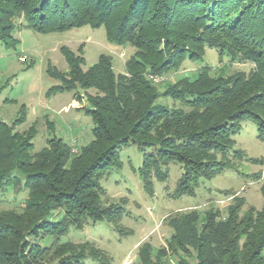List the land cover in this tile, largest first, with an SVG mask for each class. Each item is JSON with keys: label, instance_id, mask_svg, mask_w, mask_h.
Returning <instances> with one entry per match:
<instances>
[{"label": "trees", "instance_id": "16d2710c", "mask_svg": "<svg viewBox=\"0 0 264 264\" xmlns=\"http://www.w3.org/2000/svg\"><path fill=\"white\" fill-rule=\"evenodd\" d=\"M19 19L39 34L103 28L110 44L131 46L134 54L124 73L114 71L107 55L84 70L83 57L63 46L67 73L47 66V75L59 84L46 98L73 92L80 102L78 90L95 92L78 108L93 128L92 140L76 153L51 138L33 154L35 123L15 131L26 118L24 105L11 123L0 119V188L17 185L19 174L27 191L20 211H0V264H83L85 259L111 264L94 243L60 239L72 228L102 221L131 233L120 226L122 207L99 182L108 167H121L119 151L133 145L142 152L136 171L149 196L153 180L165 182L168 166L179 164L182 173L173 191L179 199L194 197L200 182L223 170L237 171L245 153L233 150L234 137L243 122L264 132V0H0V42L7 49L18 44L13 31ZM206 49L254 67L248 74L223 69L211 74L202 67L174 83L148 78L165 76L185 60L200 61ZM259 190L260 210L243 212L244 198L233 197L224 211L168 215L165 245L142 243L139 264H264V178ZM45 238L53 239L52 245L42 247Z\"/></svg>", "mask_w": 264, "mask_h": 264}, {"label": "rangeland", "instance_id": "374dc122", "mask_svg": "<svg viewBox=\"0 0 264 264\" xmlns=\"http://www.w3.org/2000/svg\"><path fill=\"white\" fill-rule=\"evenodd\" d=\"M14 25L13 35L18 40L16 47L7 49L0 42V119L11 123L24 105L26 118L18 123L15 131L24 132L35 123L37 134L32 141L33 154L45 148L47 140L51 138L61 139L77 152L92 140L93 128L91 118L78 108L86 106L85 95H94L95 92L78 90L80 102L75 101L77 111L72 109L66 113L59 112L61 107L70 104V93H58L46 98L48 89L59 84L47 75V66L61 74L67 73V65L59 51L64 46L75 55L83 57L84 70L95 64L100 55H107L114 71L124 73L125 63L134 54V49L131 46L110 44L103 28L91 29L85 26L64 33L39 34L25 29L23 19L16 20ZM22 56L26 57L23 62L19 61ZM202 67L210 70L211 74L221 69L227 74L237 71L248 74L254 66L250 62L231 61L227 56L220 57L214 49H206L202 60H185L177 70L159 77H163V81L174 83L179 78L193 77ZM158 86L160 88L161 85ZM159 103L163 101L160 100ZM47 122L51 123L50 127H47ZM234 141L233 150L245 153V158L236 162L237 171L223 170L213 179L200 182L195 188L194 197L184 196L179 199L173 197L174 188L182 173L179 164L172 163L168 166L169 176L165 182L153 180V195L149 196L136 171L142 162V152L133 145L122 149L117 153L121 167H108L101 174L99 182L110 201L122 207L120 226L131 233L121 234L112 224L102 221L82 230L72 228L60 242H91L107 254L111 264H139L137 252L141 243L149 242L154 248L165 245L171 229L163 218L174 212L192 209L205 211L210 208L224 211L236 197L245 200L243 212L248 207L260 210L263 203L259 190L262 180H257L254 176L264 175V132H259L253 122L245 121ZM246 158L258 162L252 163ZM14 177L19 181L17 185L11 184L5 190L0 188V211H20L21 202L26 198L24 177L19 174ZM52 243L51 238L40 241L42 247H48ZM83 264L98 263L85 259Z\"/></svg>", "mask_w": 264, "mask_h": 264}, {"label": "crops", "instance_id": "0c3cea01", "mask_svg": "<svg viewBox=\"0 0 264 264\" xmlns=\"http://www.w3.org/2000/svg\"><path fill=\"white\" fill-rule=\"evenodd\" d=\"M53 80V79H52ZM55 81V80H54ZM67 93H70V104L69 105H66V106H63V107H61L60 109H59V112H62V113H66L68 110H75V111H77L76 110V108H78V107H76L75 105H76V102H75V100L73 99V92H67ZM25 111H26V107H25ZM79 112V111H78ZM44 118L46 117V116H43ZM4 121V120H3ZM5 122V121H4ZM48 123V125L49 126H47V127H50L51 126V123L50 122H47ZM19 124H17V126H18ZM16 126V127H17ZM262 178L260 179V180H262L263 181V178H264V175H262L261 176ZM262 184V183H261ZM263 204V203H262ZM262 207V206H261ZM261 209V208H260ZM167 216V215H166ZM164 219V218H163ZM144 243V242H143ZM142 244V243H141ZM140 244V245H141ZM140 247V246H139Z\"/></svg>", "mask_w": 264, "mask_h": 264}, {"label": "built area", "instance_id": "2783aa9c", "mask_svg": "<svg viewBox=\"0 0 264 264\" xmlns=\"http://www.w3.org/2000/svg\"><path fill=\"white\" fill-rule=\"evenodd\" d=\"M26 59V57L22 56V57H19V61L23 62L24 60ZM148 78L150 80H152L154 83H158V82H161L163 81V77H159V76H153V75H149ZM76 151H74L72 149V153H75Z\"/></svg>", "mask_w": 264, "mask_h": 264}]
</instances>
